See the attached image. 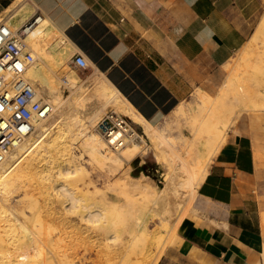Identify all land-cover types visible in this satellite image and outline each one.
<instances>
[{"label": "crops", "instance_id": "obj_1", "mask_svg": "<svg viewBox=\"0 0 264 264\" xmlns=\"http://www.w3.org/2000/svg\"><path fill=\"white\" fill-rule=\"evenodd\" d=\"M34 3L64 36L65 63L83 51L142 122L162 128L187 113L196 88L211 84L264 12V0ZM195 131L186 127L176 137L191 138ZM261 155L243 112L215 145L196 202L155 264H264Z\"/></svg>", "mask_w": 264, "mask_h": 264}, {"label": "bare ground", "instance_id": "obj_2", "mask_svg": "<svg viewBox=\"0 0 264 264\" xmlns=\"http://www.w3.org/2000/svg\"><path fill=\"white\" fill-rule=\"evenodd\" d=\"M35 10L36 5L33 0H28V2L12 0L0 11V23L3 22L5 27L11 29L18 28L25 21L33 18ZM263 25L264 14L256 29V34L260 32ZM1 31L4 30L0 29V36L2 35ZM29 31L34 45L39 44L41 53L51 47L66 52L68 45L64 36L47 16L37 18ZM255 33L244 43L241 59H235L231 63L227 61L221 66L216 75V80H221L220 89L215 92V96L207 99V106L196 111L197 115L194 118L198 124L195 125L197 130L188 140L185 149H182L174 139L163 138L161 132L157 133L156 131L154 134L153 131H150L148 140L134 130L126 132L123 125L119 128L103 126L106 130V137H103L95 127V122L105 110L112 107L122 111L118 115L120 118L131 116L139 120L146 130H152V127L140 120L122 101L104 74L98 70H94L84 81L76 72H73L72 78L70 77L68 83H65L66 86L68 85L69 94L65 100H62L65 90L63 86H60L59 75L52 69L53 65L48 66L44 61L43 63L39 62V58H36L35 49L34 61L29 65L25 78L49 100L52 110L45 120L35 121V128L32 133L7 154L3 162L0 163V221L6 219L9 222V227H11L9 229L0 225V264H72L65 253L66 247L61 246L60 242L63 238L62 235L68 232V228H71L73 232L83 228V215H64L65 221H60L57 226L47 223V218L43 219L44 223L42 224L37 218L33 220L30 218L29 220L22 219L24 215L21 213L24 208L30 210L34 208L25 194V189L30 186V183H23V181L26 168L30 171L36 169V159H47L39 171L43 181H50L59 176L61 172H66L68 184L72 181V176L69 175L73 172V165L70 164V152L66 146L60 148V143L55 137L51 138V133L58 127V124L63 130L69 128L78 131L80 146L99 161V168L105 176L108 178L118 176L119 179L123 180L125 189L122 191V195H129L124 202L125 206L130 205L133 194L155 193L156 184L150 178L134 179L128 171L123 170L124 161L136 165L142 162L141 156L145 150L153 149L155 158L163 163L164 173L169 175V179L165 187L158 192L159 196L154 199L149 209L158 214L163 221L165 236L173 231L179 219L184 215L181 216L179 213L185 198L184 188H192L195 183L194 173L197 176L200 173L202 160H198V153L201 151L199 144H206V141L209 140L206 138L207 135H215L216 139H220V142L226 129L231 127L243 112L254 114L258 101L263 102L264 105V92L262 91L264 84L262 89L256 79L249 76L238 79L235 73H230L233 66L240 62L247 64L252 71L255 69L260 73L264 72V51L255 56L248 54L254 46ZM49 58L51 59L50 63H52L57 56L52 54ZM211 106L213 112L207 119L205 117L208 116L207 111L211 109ZM205 107L206 109H204ZM78 115L82 116L86 122L83 126L77 120ZM212 117L216 120L221 119V117L225 118L218 121L216 127L212 126L216 122L210 119ZM126 133L130 134V137L126 142L128 145L124 146ZM121 145L124 147L120 148ZM188 145L193 147L194 154L187 150ZM113 147H115L114 151L110 149ZM208 147V145L204 146L206 150L202 152L207 153ZM104 148H108V153L103 152ZM181 157L186 164L183 163ZM119 184L117 183L112 188L120 189ZM47 196L42 201H46ZM73 198L74 200L69 207L71 213L73 210L78 211L82 207L95 206L98 203L97 200L93 204L87 205V200H81L74 195ZM4 203L13 208L11 213L13 218L3 213ZM105 206H107L106 203ZM55 207L59 211L64 210L62 205ZM44 208L46 209L43 210V214H46L50 206ZM13 219L17 220L16 223ZM26 221H30V227L27 226ZM127 229L130 231L125 232L119 242L126 244L123 245L124 254L121 264H155L168 240L163 236L159 238L155 249L149 253L145 247L146 225L131 222ZM2 231L6 235L14 231L19 238L12 241L4 239L1 235ZM56 232L60 233V236L55 239ZM132 241H137L133 248L128 245Z\"/></svg>", "mask_w": 264, "mask_h": 264}, {"label": "rangeland", "instance_id": "obj_3", "mask_svg": "<svg viewBox=\"0 0 264 264\" xmlns=\"http://www.w3.org/2000/svg\"><path fill=\"white\" fill-rule=\"evenodd\" d=\"M34 1V0H33ZM28 2V0H25ZM3 8L0 7V11ZM262 15L259 17L256 26L254 27L253 33L256 32V29L259 26ZM256 34V33H255ZM243 46L234 54V56L228 61L229 63L233 62L235 59H241L242 57L241 51ZM36 58H39V62L47 63L50 65V56L52 54H56L57 58L54 59L55 63L53 65V70L56 71L57 75H59V71L62 66L65 64L64 60L69 56V53L61 52L57 49L48 48L45 52H40L39 44L36 43ZM264 51V25L261 27V30L258 34H256V38L254 41V46L248 52L249 55L255 56L258 53H262ZM241 54V55H240ZM35 56V55H34ZM240 62V61H239ZM95 69L92 68H84L79 70H74L81 79L84 81L87 79L89 75L94 72ZM231 74L235 73L238 79H241L243 76H249L253 79H256L261 88L263 89L264 84V72L255 71L245 64L244 62H240L238 65L233 66L230 70ZM72 72V73H73ZM71 73V74H72ZM69 75V78L71 76ZM59 79V78H58ZM217 77L209 84L201 85L192 94L190 101L188 103L187 113H182L181 115H177L176 119L173 121V124H169L167 127L162 128L160 125L151 126L152 130H146L145 126L141 125V122L136 118L131 116H126L123 118L124 123L122 124L126 129V132L129 130H134L140 136L149 140V132L155 134L161 132L163 138H171L174 139L178 145L182 149H185V145L188 140L191 138H177L178 133H182L184 128L186 127H194V130H197L195 125H198L196 122V118H194L198 111V109H203V106H207V99L215 96V92L220 89L221 80H216ZM60 86L64 87V94L62 100H65L68 96V90L66 84L59 79ZM264 92V89L262 90ZM221 100L220 98H218ZM211 109H208L205 118L212 114V106ZM206 109V107L204 108ZM122 111L117 108H109L105 110L104 113L100 115V117L95 122V127L98 129L103 137H106L102 132L100 127V121L108 115L116 114L117 116ZM251 119V126L254 135V141L256 142V147L258 150L262 152L261 159L262 162L260 164V169L258 170V179H259V206L262 210V217L264 221V105L263 102L258 101L256 105V109L254 114H249ZM225 117H221L223 119ZM214 121V125L218 124V121L221 119H217L212 117L210 118ZM77 120L82 124V126L86 123L82 116L78 115ZM58 124V127L51 133V138L55 137L56 140L60 143V148L66 146L70 152V159L73 165V172L69 175L72 176V181L70 184L66 181V172H61L59 176L51 179L50 181H43L42 176L39 174L40 170L46 163L47 159L38 158L36 159V169L30 171V169H25V179L23 181L27 184L30 183L25 189L26 197L30 203L34 205L33 210L29 208H24L21 213L24 215L22 219H39V223H44L43 219L47 218L49 224L57 225L60 221H65L64 215H83V228L76 229V231H71V228L67 229V233L62 235V239L60 245L66 247V255L72 262V264H121V260L124 254V246L126 244H120V239L125 232H129L127 226L133 223L144 224L146 225V233H145V247L147 252H152L157 244V240L162 236L169 240L173 231L165 236L163 231V221L161 220L158 214L152 212L149 207L153 204L154 199L159 196V193L166 185L167 180L169 179V175L164 173L165 167L163 163L155 158L154 150L148 149L145 150L143 155L141 156L142 162L137 163L136 165H131V162L124 161L123 170L128 171L130 176L134 179H143L150 178L156 184L154 188L155 193H149L147 195L133 194L132 202L129 206H125V200L129 197L123 196L122 191L125 189V184L123 180L119 179L118 176L113 178H108L105 176L103 171L99 168V161L95 157H92L83 150L80 146V137L77 134V130L66 129L63 130L61 125ZM119 128V127H116ZM194 133H192L193 136ZM182 135V134H181ZM125 144L129 137L126 135ZM156 139V138H155ZM220 139H209L206 141V144L200 143L201 151L198 153V160H202L200 164V173H194L195 183L192 188L185 189V198L182 202L183 207L179 211L182 216L189 209L192 208L194 203L197 200V189L199 184L204 178L206 173V167L209 164L211 159V154L215 149V145L219 142ZM166 142V140H165ZM203 142V139H202ZM191 145V144H190ZM208 145L207 148L209 151L207 153H203L202 151L206 150L204 146ZM121 146L120 148L124 147ZM118 148V149H120ZM112 151L115 150V147L110 148ZM187 150L193 153V147L187 146ZM108 148H104L103 152L108 153ZM202 152V154H201ZM194 154V153H193ZM196 156V155H195ZM204 156V157H201ZM184 164H186L183 157H181ZM36 171V174L34 172ZM34 179V180H33ZM65 181V182H64ZM117 183H120L118 187L120 189H114ZM66 184V185H65ZM46 201H42L43 198H46ZM74 196L87 200V205L89 203L93 204L94 201L98 200L97 205L82 207L78 209V211L69 210L72 201L74 200ZM131 196V195H130ZM47 203V204H46ZM105 203L107 206H105ZM50 206L48 212L43 214V210H45L46 206ZM62 205L64 210L59 211L55 206ZM107 208L108 210H106ZM11 207H9L6 203H4V211L11 216L12 213ZM65 211V212H64ZM12 217V216H11ZM13 218V217H12ZM138 220V221H137ZM16 223V219L14 220ZM142 222V223H141ZM27 226L30 227V221H26ZM9 222L6 219L0 221V225L6 226L9 229ZM26 226V227H27ZM55 227V226H54ZM9 232V231H8ZM1 235L4 239L9 241L17 240L19 237L16 235L14 231L6 235L4 231L1 232ZM60 233L56 232L55 239L59 238ZM136 240V239H135ZM129 243V242H128ZM137 241H132L129 243L131 248L136 246ZM64 261V260H63ZM63 264V263H62Z\"/></svg>", "mask_w": 264, "mask_h": 264}, {"label": "built area", "instance_id": "obj_4", "mask_svg": "<svg viewBox=\"0 0 264 264\" xmlns=\"http://www.w3.org/2000/svg\"><path fill=\"white\" fill-rule=\"evenodd\" d=\"M42 16L45 15L35 10L32 19L13 29L0 23V29L4 30L0 36V163L32 133L35 121L45 120L52 110L49 100L25 78L35 58L29 28ZM54 63L55 60L50 65ZM84 68H91V62L78 50L60 69L59 79L68 83L74 70ZM101 122L99 125L105 135L103 126L116 128L124 123L116 114L106 116ZM125 135L130 137L128 133Z\"/></svg>", "mask_w": 264, "mask_h": 264}, {"label": "trees", "instance_id": "obj_5", "mask_svg": "<svg viewBox=\"0 0 264 264\" xmlns=\"http://www.w3.org/2000/svg\"><path fill=\"white\" fill-rule=\"evenodd\" d=\"M12 0H0V7L7 6Z\"/></svg>", "mask_w": 264, "mask_h": 264}]
</instances>
